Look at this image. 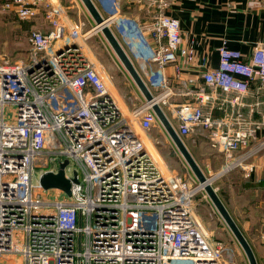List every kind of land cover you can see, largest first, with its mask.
<instances>
[{
  "label": "built area",
  "instance_id": "2783aa9c",
  "mask_svg": "<svg viewBox=\"0 0 264 264\" xmlns=\"http://www.w3.org/2000/svg\"><path fill=\"white\" fill-rule=\"evenodd\" d=\"M147 1L142 23L122 17L117 0L100 13L112 32L149 42L159 74L151 99L126 113L83 49L96 24L84 31L56 0H3L18 20L45 21L30 29L24 59L0 60V264L236 263L197 217L196 176L161 170L139 130L159 123L157 103L181 139L199 135L223 155L219 174L242 166L264 146V43L242 53L223 42L212 67L181 44L172 0ZM184 65H198L200 79L178 91L167 68L178 80ZM173 95L184 100L171 104ZM61 156L74 162L70 174L63 168L70 195L32 182L35 167L58 173Z\"/></svg>",
  "mask_w": 264,
  "mask_h": 264
},
{
  "label": "crops",
  "instance_id": "0c3cea01",
  "mask_svg": "<svg viewBox=\"0 0 264 264\" xmlns=\"http://www.w3.org/2000/svg\"><path fill=\"white\" fill-rule=\"evenodd\" d=\"M92 1L100 13H104L110 4V0ZM56 2L67 9L70 18H82L88 24L95 25L96 22L81 0H56ZM117 2L122 17L126 16L133 22L142 23L152 16L153 9L148 6L147 0L141 2L139 0H117ZM167 13L179 21L181 44L191 45L197 56L206 59L208 65L212 67L218 63L217 47L223 42L228 48L239 50L242 53H250L254 45L264 43L263 0H172ZM112 29L149 90L152 92L157 90L159 74L155 65L149 61L151 53L149 42L147 41L143 46L135 34L131 36L136 38H131L118 32L115 27ZM183 67L184 71L178 80L172 78L171 68H167L169 79L178 91L184 88L188 79L195 77L200 79L198 76L202 70L198 65L190 69H187L185 65ZM176 96L181 98L178 99ZM183 100L184 97L181 95H173L169 98V103H178ZM184 138L187 141L190 139L194 144H196L195 141H200V144L205 142V139L199 135ZM260 141V137L253 139L247 149L236 155L254 149ZM207 148L214 151L209 146ZM219 154L221 158L215 162V165L220 168L223 167L225 160L223 155ZM220 175H224V179L220 183L221 188L216 187V190H219L218 194L228 212L249 241L257 263L264 264V238H262L264 232V146L248 158L242 166L236 165ZM234 248L238 251L236 247Z\"/></svg>",
  "mask_w": 264,
  "mask_h": 264
},
{
  "label": "rangeland",
  "instance_id": "374dc122",
  "mask_svg": "<svg viewBox=\"0 0 264 264\" xmlns=\"http://www.w3.org/2000/svg\"><path fill=\"white\" fill-rule=\"evenodd\" d=\"M2 2L3 0H0V60L9 59L10 61H15L24 59L29 53L28 34L30 29L37 26H44L43 22L45 19L41 15V17L31 21H20L12 11L2 8ZM90 27L91 25L85 22L83 30L87 31L91 29ZM82 46L87 56L97 65V68L101 67L106 77L109 90L117 97L121 106L124 107V112L127 113L128 107L131 108L139 104L143 98V94L123 67L117 55H115V52L102 32L98 31L91 33L87 42H82ZM119 94L125 96L123 97V101L120 99ZM176 98L179 99L181 97L176 96ZM166 113L175 125L176 120L171 117L170 110H166ZM139 132L145 141V146L153 154L161 170L166 172V170L170 168L181 174H187V172L193 174L192 170L174 145V142L167 136L168 134H166L167 132L160 121L155 127L146 131V133L140 130ZM183 141L200 166L205 177L211 178V185L219 187L220 189V183L225 175L221 176L218 174L222 167L219 168V166L215 165V162L221 158L220 154L216 151H210L207 148L208 143L206 141L203 144H200V141H195L196 144H194L193 141L191 142L190 139L187 141L186 138H183ZM211 154L213 155L211 156ZM53 167L56 169L60 167H69L66 173L70 174V172H72L70 170H73L74 162L72 159L61 156L57 162H53ZM40 172L41 168L35 167L32 177V182L35 185L39 183ZM196 182L198 183L197 179ZM193 185H195V183H193ZM218 191L219 190H217V193ZM44 193L50 194V191H45ZM206 195L203 188L197 192L195 200L197 217H199L207 230L212 231L213 235L224 239L230 244L232 247L231 258L236 262L235 264H248L241 245H239L218 213L219 211L216 210L213 203ZM61 196L63 197L64 195L61 193ZM234 247H236L238 251Z\"/></svg>",
  "mask_w": 264,
  "mask_h": 264
},
{
  "label": "water",
  "instance_id": "95a60500",
  "mask_svg": "<svg viewBox=\"0 0 264 264\" xmlns=\"http://www.w3.org/2000/svg\"><path fill=\"white\" fill-rule=\"evenodd\" d=\"M83 3V6L86 7V9L89 11L90 15L94 19V22H96V26L100 27V31L106 38L107 42L115 52V55H117L118 59L122 63L123 67L126 69V71L129 73L130 77L138 87V89L143 94L144 98L146 100H150L152 95L150 90L148 89L146 83L138 73L137 69L133 65L131 59L123 49L122 45L116 38V36L113 34L111 29L108 27L106 23H104V18L98 11L96 5L93 3L92 0H81ZM153 110L155 111L158 120L161 122V124L164 126L165 131L171 138V140L174 142V145L178 149L179 153L182 155L190 169L192 170L193 174L196 176L199 184H204V191L213 203L214 207L216 208L228 228L230 229L231 233L241 245L242 250L244 251V254L247 258L248 264H258L257 259L255 257V254L253 252V249L239 228L236 221L233 219L230 212H228L227 207L221 200L219 194L217 193V190L214 186L211 185V183H207L208 177H205L203 171L201 170L200 166L190 153L189 149L187 148L185 142L183 139H181L170 121L168 120L167 116L165 115L164 111L157 103L153 104L152 106ZM58 173L54 172H44L39 177V182L44 189H50V188H57L61 189L63 192L66 193V195H70V185L71 181L70 179H67L64 176V170L63 167H60L57 171ZM72 181H76L75 178H73Z\"/></svg>",
  "mask_w": 264,
  "mask_h": 264
},
{
  "label": "bare ground",
  "instance_id": "6f19581e",
  "mask_svg": "<svg viewBox=\"0 0 264 264\" xmlns=\"http://www.w3.org/2000/svg\"><path fill=\"white\" fill-rule=\"evenodd\" d=\"M100 27H101L100 25H99V27L97 26L96 30H100ZM96 30H95V31H96ZM218 174H219V173H218ZM216 175H217V174H216ZM214 177H216V176H214ZM210 181H211V178L208 179L207 183H210ZM198 187H199V188H203V187H204V184H199Z\"/></svg>",
  "mask_w": 264,
  "mask_h": 264
}]
</instances>
